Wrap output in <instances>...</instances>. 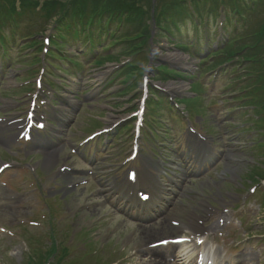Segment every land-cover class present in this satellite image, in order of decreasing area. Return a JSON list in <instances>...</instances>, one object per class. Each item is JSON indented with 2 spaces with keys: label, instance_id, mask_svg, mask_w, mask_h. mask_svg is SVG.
<instances>
[{
  "label": "rangeland",
  "instance_id": "rangeland-1",
  "mask_svg": "<svg viewBox=\"0 0 264 264\" xmlns=\"http://www.w3.org/2000/svg\"><path fill=\"white\" fill-rule=\"evenodd\" d=\"M208 5L209 3H207ZM259 8L260 13L254 15V17L253 15L251 17L248 16L246 24L251 18V23L253 24L261 21L264 17V8ZM219 21L220 19L218 18L216 21L217 27L216 29L214 28L216 32L220 28ZM24 24L26 25V22ZM24 24L19 25L16 30L18 32V44L12 46L10 51L12 64L4 68L6 76H3L5 79H0V113L3 112V115L10 114L14 110L20 111V116L25 115L30 107L29 95H26L25 92L28 90L29 93V90H34V88L25 89L21 85L25 80L32 82L38 75L39 64H34L28 69L24 67L25 65H22L23 63H19L22 58L31 56L29 55L31 54L30 52L36 55L41 53L37 49L24 50L22 46L24 41L20 37V35L24 34ZM232 24L233 22H230L228 25L230 29ZM182 25L183 27L176 34V42L174 41V44L181 50H189L190 46L181 43L178 37L191 36L192 32L194 33V28L190 22L182 23ZM28 27L33 31H41V20L35 21L32 26ZM202 27L203 25H199L197 28L196 32L198 35L202 33ZM48 29L44 35L49 34L50 31ZM122 29L126 30L125 26L120 25L119 30L122 31ZM223 29L228 32L226 24H224ZM171 34L174 35L173 32ZM166 37L165 33H161L159 39H156L157 42L150 47V50L147 48L139 50L137 58L143 57L141 54L144 53V56L150 57L152 63L157 58L158 62L168 64L170 67L185 71H195V62L190 60L183 51L167 43ZM169 39L173 40L172 38ZM83 47L85 46L81 47L80 44H76L73 54L69 55L70 49L65 46L66 51H64L65 49L63 51L66 53L64 55L76 59L84 66H80L82 68L80 70L73 68L69 74L70 79H63L65 83L62 81L57 82L58 85H67L66 83H68V90L73 91L77 80L84 79V83L90 76L92 80L95 78L94 82H96V88H98V93L95 94L82 86L83 91L88 90L87 96L90 97L88 102H93L94 105L90 108L89 106L91 105L83 106L77 114V122L73 124V129L70 133L71 135L81 136L72 138V144H78L91 134L89 133L90 131L98 129L103 117L105 118L103 126H111L127 117L128 114L125 115V113H130L136 109L138 100L141 97L139 75L135 80L136 71L122 69V66H125V63L129 60L118 54V63L124 64L121 66L120 69L122 70H120L118 75L123 79L127 88L121 92L124 89L123 84L115 83L112 86L108 85L106 91L110 95L115 92H121L120 94L123 95L128 90L131 92L124 98L108 97L101 101L105 96H102L103 93L101 95L99 93L100 89L105 87L106 81L104 79L100 80L103 77L100 75L105 72L110 74L112 70L108 69L109 64L103 69L94 70L93 68H88L86 65H89L91 60L86 62L84 59L87 57L86 55L83 57L81 55L76 56L80 48L84 49ZM115 48L117 47H112L111 50L113 51ZM57 49L58 52L50 51L48 58L53 59V62H55L54 60L67 61L60 54V48L58 47ZM233 49L239 48L233 47ZM118 50L120 52L121 48L119 47ZM98 53L103 55L107 52L96 49V53L93 52L92 56L95 57V54ZM111 53L116 54L115 51ZM96 59L97 57L93 61H99ZM216 62V59H203V68L200 70V76L198 77L195 74L190 77L189 90L195 96L178 100L181 101L182 106L186 105V112L190 122L196 125V122L199 121L197 125L204 131L207 128L205 105H213L211 107L219 106L214 104L215 98H219L221 95L220 86L223 83L227 84L220 80L217 83L218 87L214 94L210 92V88L204 83L203 72ZM56 63L60 64L61 62ZM133 64L136 65L137 62L133 61ZM245 66H248V64ZM54 67L58 66L54 65ZM69 67L67 65L64 66V68ZM9 68L11 69L9 70ZM238 68V73L244 74L240 65ZM249 69L253 68L249 67L247 69L248 73H251H249V76L244 74L245 77L237 75L234 70L231 71L232 77L228 85L236 91L233 93L234 96L224 95L229 94V91H226L223 95L228 99L230 98V100L235 99L232 100V103L227 98L221 100V104L226 105L227 109L231 110L226 112V108H222V111H214L215 117H211V120L207 123L208 126L212 124L214 129L210 131L215 134V138L217 137V139L230 143L225 149L219 164L214 165L216 168L213 172L215 171L216 174H213L212 170H210L208 175L199 179L195 178L196 181L190 182L188 181L190 178H187L183 186H188L186 192H184L188 197L183 195L182 198L184 199H182L181 203L173 201L168 211V217L150 227H142L134 220L123 216L118 209L106 206L108 201L113 202L114 199H110L111 196L104 190L105 186L99 185V183L112 182L113 176H115L114 180L119 182L123 179L128 168L138 166L137 160L127 161L126 159L129 155L133 138V134L128 132V127L123 128L119 132L118 137L120 138L117 144L115 143L108 148L104 158L94 161L93 165H86L83 159L76 161L74 156L61 143L57 146L56 153L50 157L43 154L36 156L30 154V157L24 155L25 159L28 158L26 159L28 164L32 166L33 162L36 161L41 170L32 168L29 172H26L27 170H22L23 158L19 157L16 159L15 163L19 168L15 172V177L12 178L8 174L7 177L0 179V182H7V184L1 183L0 185V264H27L28 260L37 261L39 256L47 251H52L54 255L46 264H173L172 259H180L183 256L178 257V251L172 247L157 245L161 244L165 239L182 235L184 232L174 222L180 221L178 222L179 224L186 225L191 223L192 217L196 218L195 226L199 228L198 231L204 238L202 245L212 248V264H264V180L259 183V179L264 178V63L261 62L260 69L255 68V72L249 71ZM51 70L53 72L57 71L55 69ZM56 75H59V73L56 72ZM77 75L79 77L82 75L86 76L84 78L74 77ZM148 75L150 78L153 76L150 71ZM47 76L52 75L48 73ZM45 79L46 86H51V81L47 80L49 78L45 76ZM243 80L245 81L241 83ZM13 81L16 83L14 84ZM136 82L139 87L137 90ZM170 82H172V85L179 86L177 94H184L187 91L185 82H179L175 79L170 80ZM240 90L244 92L240 93ZM46 91L47 89L45 88ZM58 92L63 94L59 90ZM245 96L248 97L250 102L237 100ZM111 99H116L112 100L116 104L123 103L124 105L121 108L123 110L115 109L116 111H112L108 107L103 108L101 106L104 104L103 102H109ZM130 100L132 103L126 104ZM16 102H19V104ZM84 103L82 102V104ZM246 105H250L251 109L243 107ZM153 106H162L158 109L157 116L166 121L168 125L171 123L164 119L165 115L171 116L179 129L184 127L180 122V118L175 116V112L171 113L169 108L168 113L164 111H167V108L163 103L153 102ZM0 116L2 115L0 114ZM227 119H231L229 122L233 123L234 126L226 123V127H224L223 123ZM127 123L124 122L121 126H125ZM75 126L77 127L74 128ZM156 130L159 135L163 132L159 128ZM12 131H9L8 134ZM142 133L148 134V131L143 128ZM69 137L67 132L61 136L63 140L69 139ZM167 145L157 147H162L161 151L167 155L169 151ZM219 145L222 146L220 143ZM16 147L7 144L5 148L9 153L12 152L10 153V156H12L15 155ZM228 149L231 153H228ZM147 151L145 149V152ZM154 152L156 151L154 150ZM142 153L143 151H140L139 154L141 155ZM147 154L149 155V153ZM19 155H22L21 152H19ZM227 155L229 156L227 157ZM6 157L1 156V160H5ZM233 158L237 160L244 158L245 161L236 162ZM62 163L72 169L70 174H62L59 171ZM85 167L91 168L90 174L81 175L78 172H74ZM149 170L151 171V169ZM217 176H229L232 179H237V181L232 182L231 179L224 178V181L229 183H223L222 181L217 183ZM9 178H12V180L10 181ZM250 185L257 186L251 195L249 192L247 193V208L243 209L241 205L231 207L236 204H232L233 202L229 204L227 199H231L235 195L245 194L246 189ZM229 188L232 191V196H226L225 201L227 203L219 202L233 210L229 214H224L222 211H218L221 210L219 207L211 213H205L204 205L201 204V202H205V199L201 195L213 192L218 193L217 191H230ZM189 190L193 192H189ZM173 220L174 222H171ZM31 221L35 222L32 223ZM218 221L223 224L221 223L218 226ZM1 228L4 230H1ZM189 232L187 230L185 234ZM151 245H154L155 248H151ZM242 245L245 246L243 252L250 255L249 260H238V258L240 259ZM193 254V252L186 253V256H188L186 262L190 259L191 262L189 263L193 262ZM179 259L176 263L182 264L184 260Z\"/></svg>",
  "mask_w": 264,
  "mask_h": 264
},
{
  "label": "trees",
  "instance_id": "trees-1",
  "mask_svg": "<svg viewBox=\"0 0 264 264\" xmlns=\"http://www.w3.org/2000/svg\"><path fill=\"white\" fill-rule=\"evenodd\" d=\"M43 0L39 4V0H19L18 7L16 0H0V30L7 31L9 25L12 23L16 25L26 15L34 16L40 13L45 19H50L56 16V24L58 25L57 31L60 28L67 27L66 21L75 19L82 23L83 19L93 20L89 15L95 16L94 22L98 21L101 17L105 16L109 19L126 15L128 19L131 16L138 18L146 14V10H142L136 3L144 2L146 6H150L151 0ZM183 0H175L166 8H162L158 17L162 16L164 12L170 11L171 20L174 19V12L180 11ZM38 6L39 9H36ZM164 17V15H163ZM69 19V20H68ZM84 23V21H83ZM86 24V23H84ZM8 27V28H7ZM11 29V28H10ZM264 29V28H263ZM14 33V32H10ZM6 37H2L4 41Z\"/></svg>",
  "mask_w": 264,
  "mask_h": 264
},
{
  "label": "bare ground",
  "instance_id": "bare-ground-1",
  "mask_svg": "<svg viewBox=\"0 0 264 264\" xmlns=\"http://www.w3.org/2000/svg\"><path fill=\"white\" fill-rule=\"evenodd\" d=\"M187 246L189 247L190 246V248L189 249H186L187 248ZM192 245H190V243L189 242H183V243H180V244H178V249H179V253L180 252H184L185 253V251H187L188 252V250H195V248L194 247H191ZM173 247V246H172ZM173 248H177V247H173ZM245 249V246H243V248H242V251ZM250 255L249 254H244V253H242L241 254V260H249V257Z\"/></svg>",
  "mask_w": 264,
  "mask_h": 264
},
{
  "label": "snow or ice",
  "instance_id": "snow-or-ice-1",
  "mask_svg": "<svg viewBox=\"0 0 264 264\" xmlns=\"http://www.w3.org/2000/svg\"><path fill=\"white\" fill-rule=\"evenodd\" d=\"M162 243H167V242H162Z\"/></svg>",
  "mask_w": 264,
  "mask_h": 264
}]
</instances>
